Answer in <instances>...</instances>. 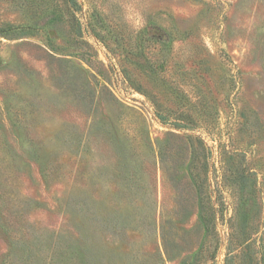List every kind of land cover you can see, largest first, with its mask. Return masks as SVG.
I'll list each match as a JSON object with an SVG mask.
<instances>
[{"label": "rangeland", "instance_id": "374dc122", "mask_svg": "<svg viewBox=\"0 0 264 264\" xmlns=\"http://www.w3.org/2000/svg\"><path fill=\"white\" fill-rule=\"evenodd\" d=\"M0 0V264H264V0Z\"/></svg>", "mask_w": 264, "mask_h": 264}, {"label": "trees", "instance_id": "16d2710c", "mask_svg": "<svg viewBox=\"0 0 264 264\" xmlns=\"http://www.w3.org/2000/svg\"><path fill=\"white\" fill-rule=\"evenodd\" d=\"M64 3L65 10L71 14L76 15L77 12L81 11V4L79 0H62Z\"/></svg>", "mask_w": 264, "mask_h": 264}]
</instances>
